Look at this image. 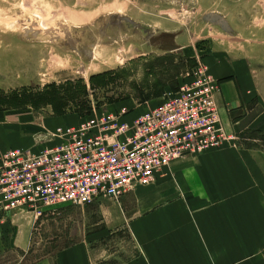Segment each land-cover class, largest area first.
Returning <instances> with one entry per match:
<instances>
[{
  "label": "rangeland",
  "instance_id": "rangeland-1",
  "mask_svg": "<svg viewBox=\"0 0 264 264\" xmlns=\"http://www.w3.org/2000/svg\"><path fill=\"white\" fill-rule=\"evenodd\" d=\"M199 64L214 79L238 65L264 79V0H0V154L32 127L36 142L93 113L125 109L130 120ZM57 94L76 98L64 114ZM262 110L257 101L230 110L237 146L264 150ZM116 203L0 208V264H37L81 243L94 261H129L133 239L104 223Z\"/></svg>",
  "mask_w": 264,
  "mask_h": 264
},
{
  "label": "crops",
  "instance_id": "crops-1",
  "mask_svg": "<svg viewBox=\"0 0 264 264\" xmlns=\"http://www.w3.org/2000/svg\"><path fill=\"white\" fill-rule=\"evenodd\" d=\"M229 68L215 76L220 81L215 100L226 132L233 135L230 110L253 101L262 106L254 122L263 128L264 79L246 66ZM139 112L133 111L130 120ZM32 128L25 130L26 138L16 135L4 147H33L30 132L37 129ZM236 144L176 160L155 184L136 187L117 208L104 210L106 229L115 222L138 249L122 264H264V150ZM90 253L87 244H76L37 264H111L94 261Z\"/></svg>",
  "mask_w": 264,
  "mask_h": 264
},
{
  "label": "built area",
  "instance_id": "built-area-1",
  "mask_svg": "<svg viewBox=\"0 0 264 264\" xmlns=\"http://www.w3.org/2000/svg\"><path fill=\"white\" fill-rule=\"evenodd\" d=\"M219 84L199 64L155 108L126 120V110L88 118L37 137L30 149L0 154V208L38 211L120 202L136 187L155 184L172 162L217 151L236 136L223 127L215 96Z\"/></svg>",
  "mask_w": 264,
  "mask_h": 264
},
{
  "label": "trees",
  "instance_id": "trees-1",
  "mask_svg": "<svg viewBox=\"0 0 264 264\" xmlns=\"http://www.w3.org/2000/svg\"><path fill=\"white\" fill-rule=\"evenodd\" d=\"M178 86H179V85H177V86H173V87H174L173 90H174V91L178 90V89H179ZM164 94H165V92L163 93V95H164ZM163 95H162V96H163ZM52 100H53V102L55 103V105L57 106V108L60 110V112L63 113V108H64L65 105H63L62 103H64L66 100H68L69 102L74 101V100H76V98L73 97V98H71V99H68V97H61L60 94H57L56 96H54V98H53ZM88 110H89V108H88ZM63 114H64V113H63ZM90 116H91V115H90ZM90 116H85V117H80V118H88V117H90Z\"/></svg>",
  "mask_w": 264,
  "mask_h": 264
},
{
  "label": "bare ground",
  "instance_id": "bare-ground-1",
  "mask_svg": "<svg viewBox=\"0 0 264 264\" xmlns=\"http://www.w3.org/2000/svg\"><path fill=\"white\" fill-rule=\"evenodd\" d=\"M122 110H125V109H122ZM122 110H119V111H117V112H120V111H122ZM127 111V110H126ZM128 112V111H127ZM129 113V112H128ZM80 120V119H79ZM71 125H73V124H71ZM70 126V125H69Z\"/></svg>",
  "mask_w": 264,
  "mask_h": 264
}]
</instances>
